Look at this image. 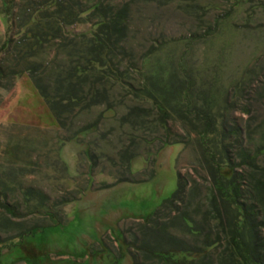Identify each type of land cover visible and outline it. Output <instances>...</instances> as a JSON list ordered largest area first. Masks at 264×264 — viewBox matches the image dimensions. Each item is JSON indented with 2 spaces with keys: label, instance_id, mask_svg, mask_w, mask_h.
Wrapping results in <instances>:
<instances>
[{
  "label": "trees",
  "instance_id": "1",
  "mask_svg": "<svg viewBox=\"0 0 264 264\" xmlns=\"http://www.w3.org/2000/svg\"><path fill=\"white\" fill-rule=\"evenodd\" d=\"M171 1L2 0L7 26L6 38L0 44V88L11 89L22 75L28 74L59 125L65 127L72 125L73 118L80 113L101 104L108 106L105 117L115 116L109 96L111 86H117L135 101L120 126L149 129V119L153 118L150 111L141 107L147 100L157 111V122L165 133L176 136L171 124L179 122L187 134L199 141L211 174V209L205 213L200 201H184V195L175 192L165 200L173 206V219L166 221L167 216L155 212L143 221V238L127 243L130 248L122 253L128 252L132 264H213L209 253L219 242L223 252L219 253L218 264H264V166L260 170L256 162L264 153V143L253 149L242 138L246 129L248 136H252L250 121L259 117V113L253 117L244 99L248 92L264 97V65L256 63L220 92L216 76L202 82V70L188 65L187 52L174 59L168 50L173 43L171 38H153L148 49L137 52L130 46L137 18L148 20L146 8L153 5L156 20L158 12ZM225 1L236 7L249 2ZM177 2V9L183 12L196 14L207 8L201 0ZM154 18L149 19V24L155 22ZM185 40L190 49L193 38L188 36ZM235 111L248 117L245 129L233 119ZM263 124L264 119L256 128ZM96 127L92 123L79 132ZM184 142L181 138L167 141L160 150ZM124 154L131 169L134 151L126 150ZM30 170L27 165H9L0 170V264H11L17 259H23L25 264H43L38 260L32 262L31 254L25 252L22 237L33 230L19 219L17 204L10 200L15 188L23 190L21 178L27 177ZM23 193L26 201L32 194L41 201L49 198L32 186ZM183 201L186 208L181 212L177 204ZM187 205L195 215L204 211L203 219L214 220L218 240L212 242V230L206 229L201 220L197 224L198 219L187 211ZM176 221L193 238H204L205 245L196 248L171 232L173 225L169 224ZM120 259L123 264V258Z\"/></svg>",
  "mask_w": 264,
  "mask_h": 264
},
{
  "label": "rangeland",
  "instance_id": "2",
  "mask_svg": "<svg viewBox=\"0 0 264 264\" xmlns=\"http://www.w3.org/2000/svg\"><path fill=\"white\" fill-rule=\"evenodd\" d=\"M260 1L249 0L236 7L225 0H201L207 8L199 15L178 10V2L173 0L158 12L156 20L153 5L148 6L146 16L150 18H137L130 46L142 52L153 38H171L173 43L168 50L175 60L187 52L188 65L201 68L202 82L216 76L220 92L226 91L256 63L264 65V0ZM3 11L0 0V44L6 38ZM153 18L155 22L149 24ZM188 36L193 38L190 49L186 48ZM120 91L111 86L109 101L116 110L115 116L105 117L108 106L101 104L73 118L72 125L62 127L28 74L22 75L13 88H0V170L9 165H27L31 169L27 177L21 178L23 190L15 188L10 200L17 204L19 219L32 227L33 232L22 237L32 262L121 264V257L123 264H132L128 252L122 253L130 248L127 243L143 238V221L155 212L167 216L166 221L173 219V206L165 200L175 192L184 195V201H200L205 213L211 209V174L199 141L187 134L179 122L171 124L176 136L165 133L157 122V111L147 100L141 107L155 118L149 119V129L120 126L121 119L135 105L128 93ZM248 93L244 105L252 109L253 117L256 113L259 117L250 121L252 136L246 129L242 138L254 149L264 143V124L256 128L264 119V97ZM232 117L244 129L249 122L240 112L235 111ZM92 123L97 124L95 129L79 132ZM180 138L184 144L167 145L160 150L163 143ZM126 150L135 154L131 169L124 157ZM256 162L261 170L264 153ZM29 186L42 190L49 198L41 201L32 194L26 201L23 192ZM184 201L177 204L181 212L186 208ZM188 208L198 219L197 224L201 220L206 229L212 230L210 238L214 242V220L203 219L204 211L195 215ZM169 225H173L170 231L189 245H205L200 235L193 238L187 234L183 224L176 221ZM222 252L223 244L219 242L209 253L213 264L219 263ZM11 264L25 262L17 259Z\"/></svg>",
  "mask_w": 264,
  "mask_h": 264
}]
</instances>
